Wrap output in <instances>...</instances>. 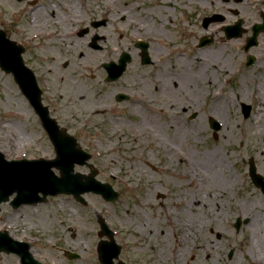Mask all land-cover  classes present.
Here are the masks:
<instances>
[{
  "label": "rangeland",
  "instance_id": "rangeland-1",
  "mask_svg": "<svg viewBox=\"0 0 264 264\" xmlns=\"http://www.w3.org/2000/svg\"><path fill=\"white\" fill-rule=\"evenodd\" d=\"M32 1L0 0V24L18 42L28 43L38 66L50 70L49 80L58 90L62 87L67 94L73 81L79 82L69 114L72 131L92 154L97 179L110 183L119 198L107 203L89 193L88 205L82 206L71 196L60 195L47 204L17 210L0 204V231L28 242L41 264H100L97 216L114 231L126 264H253L251 256L264 258V195L248 175L252 160L264 179V119H258L257 132L248 129L258 114L264 116V33L253 50L257 63L245 68L240 47L244 38L225 40L216 33L213 45H194L206 32L197 21L203 5L193 0H36L35 5ZM258 6L248 0L240 7L252 9L254 13L245 16L253 22ZM102 18L109 22L94 30L97 40L91 34L75 35L78 29L92 30L90 23ZM143 28L150 31L143 33ZM138 40L149 45L150 65L141 64L140 50L134 46ZM123 51L132 62L114 86L131 89L133 99L116 106L114 93L95 66L116 60ZM94 54L97 63H92ZM181 64L190 68L188 82ZM214 94L232 96L221 114L213 113ZM243 105L250 106L247 117ZM113 106L115 112L102 113ZM210 117L220 123L218 132L210 127ZM45 146L40 129L29 122L27 105L11 75L0 70V152L7 160L20 159L26 153L42 154ZM209 150L221 154L236 188L219 198L225 204L219 216L205 219L201 210L185 208L190 229H201L196 223L200 215L207 225L179 263L178 211L186 207L190 200L186 193L195 183L189 161ZM75 171L87 173L88 168L76 166ZM249 200L258 204L255 210L247 206ZM237 218L247 220L238 230L233 227ZM65 252L79 258L70 260ZM0 264L20 261L0 252Z\"/></svg>",
  "mask_w": 264,
  "mask_h": 264
},
{
  "label": "water",
  "instance_id": "water-1",
  "mask_svg": "<svg viewBox=\"0 0 264 264\" xmlns=\"http://www.w3.org/2000/svg\"><path fill=\"white\" fill-rule=\"evenodd\" d=\"M264 26H258V29H263ZM3 33L0 32V67L6 72L12 73L14 80L19 84L23 93L28 97L31 103L41 111V117L50 123L45 124L46 130L55 147L56 159L50 161L47 165H31L26 161H6L0 153V203L6 201L9 195L14 192L17 197L12 204L17 207L19 204L35 203L40 201L37 199L38 193L42 192L44 197L47 195L55 196L57 194L66 193L72 194L78 201L85 203L81 194L92 192L100 194L106 201L114 202L118 194L107 183L98 182L95 179L96 171L92 170L89 175L74 174L73 168L75 164L85 165L89 160L90 155L77 147L74 139L59 132L54 122L47 119V111L40 105V92L37 89L36 81L33 74L21 63L20 52L15 50L13 43L3 40ZM142 50L143 63H149L146 52V45L139 44ZM130 61L128 54L123 53L117 65L110 64L108 69V80H116L125 70L127 63ZM249 107H244V116L249 114ZM213 129L218 130L219 126L216 122L210 121ZM51 167L59 169L61 176H50L42 178L35 173H41L45 169L51 172ZM91 168V166H89ZM47 172V171H44ZM249 175L256 187H259L264 194L263 178L256 174V169L253 161H249ZM239 221V220H238ZM98 223L101 228L100 236L107 235L110 241H101L98 244L99 260L102 264H113L112 260L117 258L120 253V247L113 240V234L105 225L103 219L98 217ZM0 251L6 253H15L20 256L21 264H39L33 260L29 254V245L13 241L6 232L0 233ZM69 258L75 256L67 255ZM118 264H122L119 262Z\"/></svg>",
  "mask_w": 264,
  "mask_h": 264
},
{
  "label": "flooded vegetation",
  "instance_id": "flooded-vegetation-1",
  "mask_svg": "<svg viewBox=\"0 0 264 264\" xmlns=\"http://www.w3.org/2000/svg\"><path fill=\"white\" fill-rule=\"evenodd\" d=\"M35 2L36 0H33L31 4L35 5ZM193 2L202 3L203 10L197 21L200 24L201 28L206 32V34L212 38L215 37L216 33H220L222 36H224L225 27L233 26L236 22L241 20V26L243 27V29L241 31V35L239 38L240 40L242 38H245V40L243 41V43H245L246 39L252 34V26L258 20V18H256L254 19L253 22H251L249 21L250 20L249 18H246L245 14L249 16L248 14L254 13L252 9H248L247 7L241 8L242 4L246 3V0H193ZM258 4H260L261 7L258 6V8L257 7H254V8H257V10H255V13L258 14L257 16H260V13L264 11V0H258ZM240 11L243 13V15H241L242 13H239ZM209 18L215 21H211L210 24L205 28L204 19H209ZM0 28L6 32V35L9 38H11L12 40H16L12 37V35L10 34V31L5 29L1 24H0ZM82 29H85V28H82ZM132 29L139 31V29H137L136 27ZM43 30L44 29H42V31ZM94 30L95 29H92V30L88 29L87 33L84 36H89L91 34L92 35L91 38L95 37L97 34L94 33ZM149 31L150 29H146V28L142 30L143 33H148ZM61 36H64V35H61ZM80 37H83V36H80ZM20 44L23 45L22 57H23V61L25 65L31 68L36 75L37 82L41 89V101H42L43 106L47 108L49 112V116L56 121L59 128L65 130L67 133L72 135L80 144L79 138L72 131V129L75 127L71 123L72 119L69 115L71 114L70 109L73 108L75 105L74 93L79 85V82L73 81V84L71 85V88L69 90L70 92L67 94H66V91L62 89V87H61V91L58 90L49 80L50 70L47 69L46 67L38 66L40 65V63L37 62L38 59L35 57V54L32 51L33 49L29 45H27L28 43L25 44L23 41H20ZM258 44L256 46L251 47L248 51H245L243 46H241V49L245 53V60H247L248 57L251 56L253 57V63L254 64L257 63V58L251 53H253V50L259 47ZM93 62L97 63L96 59L92 60V63ZM95 67L97 68V72L100 75L104 76V83L108 84L110 87V90L114 93L112 97L114 101V105L116 106L117 104L127 105L130 102H132L131 97H130V95H132L130 92L131 89H127L126 87L124 88L123 87L120 88L118 86L115 87L114 84H117L119 80L116 82H107L106 72L102 68V64H100V67L98 66H95ZM98 73L97 75L92 74L91 77H93V80L96 79V77H98ZM60 80L64 81L65 78L61 77ZM119 94H121L120 96L121 100L118 99ZM25 103L27 105L29 122L35 123V125L40 129L42 137L45 139L48 145V146H45L44 151L41 149V152H43L42 154H36V155L33 154L27 157L28 154L26 153L25 157L29 159H51L54 156L53 147L45 131L43 130L41 126L39 117L37 116L33 108L29 105V103L26 100H25ZM109 111L115 112L116 108L114 106L111 108H106L102 113L109 112Z\"/></svg>",
  "mask_w": 264,
  "mask_h": 264
},
{
  "label": "bare ground",
  "instance_id": "bare-ground-1",
  "mask_svg": "<svg viewBox=\"0 0 264 264\" xmlns=\"http://www.w3.org/2000/svg\"><path fill=\"white\" fill-rule=\"evenodd\" d=\"M247 1L248 0H246V3ZM93 57L96 59V61H100L97 54H94ZM180 66L184 67L185 71H183L184 75L182 76L184 78V81L188 82V71L190 70V68L185 64H181ZM231 99L232 96H227V94H224L223 96L214 94V103L212 105V108L214 110L213 113L221 114L223 112V109L227 108L225 103L227 101H230ZM258 119L259 121L263 120V114H258V117L256 118L253 125H256V127H248L250 132H252L253 130L257 132L261 128V125L258 123ZM173 153L174 151H171V154ZM189 171L194 172L195 183L191 184L192 192L186 193V195L190 196L189 202H185L186 207L180 206V210L178 211V215L181 216V224L179 227L176 224V229L180 230L181 239L178 240V259L176 261H178L179 263L182 262L183 257H185V252L187 251V249H190L192 247L194 239L203 234V231L201 229H205L207 225V223L205 224L203 219L210 218L211 215L219 216L225 210V204L222 201H219V198L224 194L229 195L233 193L236 188V179L229 171L226 164L222 161L221 154L216 150L202 151L197 153V156L194 155L193 161H189ZM192 206L193 208L201 210L202 213H204V218H202L203 216L201 217L200 215L197 219V226L201 227V229L197 228L196 231L192 228L190 229L191 221H188V219L186 218L185 208H189ZM247 206L250 210H255V207L258 206V204L254 200H249V202H247ZM255 219L262 220V218L259 216H257ZM202 222L204 225H199ZM174 223L178 222L174 221ZM262 225V227H264L263 223ZM262 229L263 232L261 233V236L264 237V228ZM252 243L253 242L251 241V244ZM252 249L254 250L253 247ZM250 258L253 264H264V258H262L260 255H253ZM236 264H239V262H236Z\"/></svg>",
  "mask_w": 264,
  "mask_h": 264
}]
</instances>
